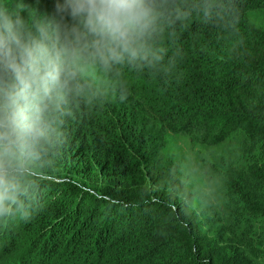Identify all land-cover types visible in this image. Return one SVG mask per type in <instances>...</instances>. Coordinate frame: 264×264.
<instances>
[{"label": "trees", "instance_id": "1", "mask_svg": "<svg viewBox=\"0 0 264 264\" xmlns=\"http://www.w3.org/2000/svg\"><path fill=\"white\" fill-rule=\"evenodd\" d=\"M27 1L54 15L56 0ZM177 2L189 15L163 43V62L125 69V99L108 93L68 119L29 217L0 221L1 252L24 242L21 264H264V206L248 202L255 220L231 244L215 240L162 161L171 135L199 132L206 144L235 131L260 140L261 162L245 171L264 185V0ZM226 188L247 201L235 179Z\"/></svg>", "mask_w": 264, "mask_h": 264}, {"label": "clouds", "instance_id": "2", "mask_svg": "<svg viewBox=\"0 0 264 264\" xmlns=\"http://www.w3.org/2000/svg\"><path fill=\"white\" fill-rule=\"evenodd\" d=\"M189 12L177 0H56L26 19L0 2V221L27 219L67 142V121L108 93L124 70L152 71Z\"/></svg>", "mask_w": 264, "mask_h": 264}, {"label": "rangeland", "instance_id": "3", "mask_svg": "<svg viewBox=\"0 0 264 264\" xmlns=\"http://www.w3.org/2000/svg\"><path fill=\"white\" fill-rule=\"evenodd\" d=\"M0 2H6L12 11H20L26 19L30 10L36 11L39 16L52 17L41 9L31 7L27 0ZM199 134L194 132L189 137L171 135L163 150L162 161L169 164L172 170L177 169L183 184L192 191L194 202L191 206L197 212L203 228L215 240L229 245L237 236L233 233H239L246 219L253 222L256 218L251 216L246 204L256 200L257 204L264 206V185L245 171L249 162H261L259 155L254 157L260 140L257 137L243 138L239 132L230 131L227 137H221L218 142L201 144L198 142ZM262 159L264 161V155ZM230 178L243 188L247 199L245 203L227 190L226 183ZM19 241H23L22 234ZM249 242L247 238L244 240L246 244ZM24 245V242L12 244L9 246L11 249H6L4 253L0 251V264H21ZM257 247L263 249L259 246L252 249ZM249 251L252 253V250ZM253 253L259 254L256 250Z\"/></svg>", "mask_w": 264, "mask_h": 264}]
</instances>
